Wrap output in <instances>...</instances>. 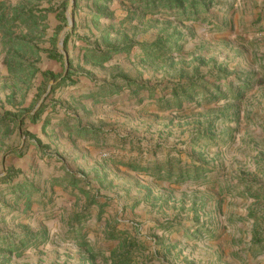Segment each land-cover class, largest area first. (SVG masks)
I'll return each mask as SVG.
<instances>
[{
	"label": "rangeland",
	"instance_id": "rangeland-1",
	"mask_svg": "<svg viewBox=\"0 0 264 264\" xmlns=\"http://www.w3.org/2000/svg\"><path fill=\"white\" fill-rule=\"evenodd\" d=\"M179 237L264 264V0H0V264Z\"/></svg>",
	"mask_w": 264,
	"mask_h": 264
},
{
	"label": "crops",
	"instance_id": "crops-1",
	"mask_svg": "<svg viewBox=\"0 0 264 264\" xmlns=\"http://www.w3.org/2000/svg\"><path fill=\"white\" fill-rule=\"evenodd\" d=\"M55 206V205H54ZM59 207H61L60 204H57L55 206V209L53 207L52 210H57ZM66 207V206H65ZM55 213V212H54ZM45 219H48L47 221L43 220L42 225L43 227H47L48 229H53V234L49 235L48 231L47 234H45V231L43 229H37V235L33 238H27L28 244L35 243L36 248L38 252H45L43 251V248L46 243H48L50 240H57L58 236H60L54 231L57 229L56 223L58 222V216H52V217H46ZM90 234H85V229L80 232V238L79 240H86L87 238H90ZM86 238V239H85ZM180 240V241H178ZM170 254L171 257L167 261H163L161 259H156L150 262V264H203L205 260V245L203 243H200L199 241H190L187 238L179 237V238H170ZM45 250V249H44ZM215 249L213 248V252ZM76 257V256H75ZM126 264H136L135 262H131L130 260L126 261Z\"/></svg>",
	"mask_w": 264,
	"mask_h": 264
},
{
	"label": "water",
	"instance_id": "water-1",
	"mask_svg": "<svg viewBox=\"0 0 264 264\" xmlns=\"http://www.w3.org/2000/svg\"><path fill=\"white\" fill-rule=\"evenodd\" d=\"M70 1L72 2L73 0H70ZM68 17H69V23H70V25H71L72 22H73V17H72V15H71L70 13L68 14ZM63 34H64V32L62 33L61 38L63 37ZM60 41H61V39H60ZM59 48L62 50L61 44H59ZM65 65H66V67L68 66V61H67V57H66V55H65ZM42 100H43V99H42ZM42 100L40 101V103H39V105L37 106V108H39V106H40Z\"/></svg>",
	"mask_w": 264,
	"mask_h": 264
},
{
	"label": "trees",
	"instance_id": "trees-1",
	"mask_svg": "<svg viewBox=\"0 0 264 264\" xmlns=\"http://www.w3.org/2000/svg\"><path fill=\"white\" fill-rule=\"evenodd\" d=\"M123 79H125V77H122Z\"/></svg>",
	"mask_w": 264,
	"mask_h": 264
}]
</instances>
